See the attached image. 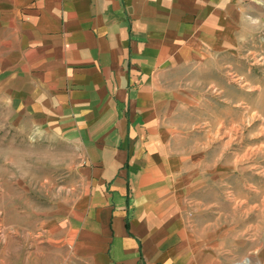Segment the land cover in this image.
<instances>
[{
  "label": "crops",
  "instance_id": "crops-1",
  "mask_svg": "<svg viewBox=\"0 0 264 264\" xmlns=\"http://www.w3.org/2000/svg\"><path fill=\"white\" fill-rule=\"evenodd\" d=\"M264 0H0V99L83 153L63 264H228L197 234L165 149L157 78Z\"/></svg>",
  "mask_w": 264,
  "mask_h": 264
},
{
  "label": "rangeland",
  "instance_id": "rangeland-1",
  "mask_svg": "<svg viewBox=\"0 0 264 264\" xmlns=\"http://www.w3.org/2000/svg\"><path fill=\"white\" fill-rule=\"evenodd\" d=\"M157 78L165 149L197 234L228 264H264V14ZM89 187L78 145L0 99V264H63Z\"/></svg>",
  "mask_w": 264,
  "mask_h": 264
}]
</instances>
